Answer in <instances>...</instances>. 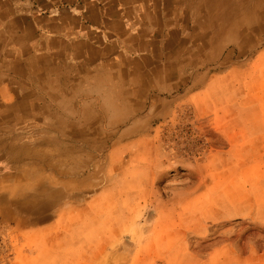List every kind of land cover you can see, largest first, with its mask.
Returning <instances> with one entry per match:
<instances>
[{
    "label": "rangeland",
    "instance_id": "374dc122",
    "mask_svg": "<svg viewBox=\"0 0 264 264\" xmlns=\"http://www.w3.org/2000/svg\"><path fill=\"white\" fill-rule=\"evenodd\" d=\"M241 2L195 0L177 29L144 6L162 70L27 121L0 151V264H264V0Z\"/></svg>",
    "mask_w": 264,
    "mask_h": 264
},
{
    "label": "crops",
    "instance_id": "0c3cea01",
    "mask_svg": "<svg viewBox=\"0 0 264 264\" xmlns=\"http://www.w3.org/2000/svg\"><path fill=\"white\" fill-rule=\"evenodd\" d=\"M180 1L0 0V151L24 139L27 121L35 125L40 113H67L68 104L74 109L87 101L85 87L113 79L116 70H137L142 62L162 70L152 62L156 52L136 42L132 23H142L144 6H158L177 29L195 2L185 0L183 7ZM171 48L177 57L178 47Z\"/></svg>",
    "mask_w": 264,
    "mask_h": 264
},
{
    "label": "bare ground",
    "instance_id": "6f19581e",
    "mask_svg": "<svg viewBox=\"0 0 264 264\" xmlns=\"http://www.w3.org/2000/svg\"><path fill=\"white\" fill-rule=\"evenodd\" d=\"M238 8H239L240 10L245 9V6H244V4L241 2V0H239ZM206 12H207V11H206ZM208 12H209V11H208ZM223 23H224V21H222V25H223ZM220 26H221V25H220ZM218 30H219V29H218ZM218 30H217V29H215V30H211V33L215 34V33L218 32Z\"/></svg>",
    "mask_w": 264,
    "mask_h": 264
}]
</instances>
